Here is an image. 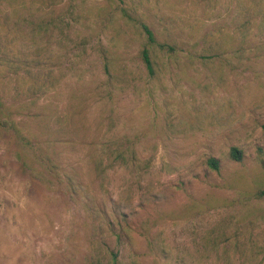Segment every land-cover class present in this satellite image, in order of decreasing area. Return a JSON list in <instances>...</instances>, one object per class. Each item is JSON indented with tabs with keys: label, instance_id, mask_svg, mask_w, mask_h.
<instances>
[{
	"label": "rangeland",
	"instance_id": "374dc122",
	"mask_svg": "<svg viewBox=\"0 0 264 264\" xmlns=\"http://www.w3.org/2000/svg\"><path fill=\"white\" fill-rule=\"evenodd\" d=\"M262 190L264 0H0V264H264Z\"/></svg>",
	"mask_w": 264,
	"mask_h": 264
},
{
	"label": "trees",
	"instance_id": "16d2710c",
	"mask_svg": "<svg viewBox=\"0 0 264 264\" xmlns=\"http://www.w3.org/2000/svg\"><path fill=\"white\" fill-rule=\"evenodd\" d=\"M143 30L147 36V39L149 42H153V34L151 33V31L146 27V26H143ZM142 61L145 65V68L147 69V71L152 74L153 73V68H152V63H151V60H150V57H149V54H148V51L147 50H143L142 51ZM230 157L233 159V160H236V161H240L241 160V156H240V153L239 151H237V149L235 148H232L230 150ZM207 165L210 169L214 170V171H217L218 168H219V165H218V161L216 159H213V158H210L208 161H207ZM259 196L264 198V190H262L260 193H259Z\"/></svg>",
	"mask_w": 264,
	"mask_h": 264
}]
</instances>
